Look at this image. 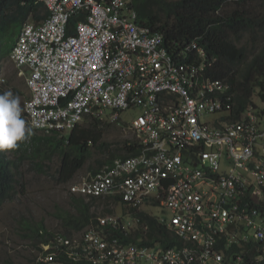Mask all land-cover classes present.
Segmentation results:
<instances>
[{
  "label": "built area",
  "instance_id": "obj_1",
  "mask_svg": "<svg viewBox=\"0 0 264 264\" xmlns=\"http://www.w3.org/2000/svg\"><path fill=\"white\" fill-rule=\"evenodd\" d=\"M39 1L47 16L22 25L8 56L25 78L30 127L62 135L87 118L116 123L123 111L138 110L123 123L141 152L69 186L86 198L118 196L129 213L98 217L79 236L55 233L36 260L67 264L58 259L64 248L71 264H260L264 102L229 119V86L207 74L215 59L196 39L171 50L137 22L133 0ZM144 204L160 206L162 215L145 212L175 244L123 239L148 229L131 216Z\"/></svg>",
  "mask_w": 264,
  "mask_h": 264
},
{
  "label": "trees",
  "instance_id": "obj_2",
  "mask_svg": "<svg viewBox=\"0 0 264 264\" xmlns=\"http://www.w3.org/2000/svg\"><path fill=\"white\" fill-rule=\"evenodd\" d=\"M132 7L136 11L137 22L150 28L153 33H160L165 45L171 50L174 46L180 48L196 39L205 50L208 60L215 59L211 66L206 67L207 74L213 79H222L229 86L232 100L229 119H238L249 106L264 102V0H133ZM47 14L45 5L39 0H0V66L8 59L15 43L11 36L14 29H17L18 34L26 22L37 23ZM75 20L77 16H72L67 24L68 33L73 32ZM189 54L193 55V52ZM4 91L5 87L1 84L0 92ZM11 91L19 97L23 96V108L28 95L18 93L15 88ZM22 115L24 117V113ZM107 124L105 121L87 118L72 131L62 135L33 131L31 136L18 142L17 148L0 151V206L17 195L23 180V160L35 163L36 171L32 168L28 170L49 175L57 183L67 184L76 177L94 151L105 158L96 159L89 166L91 174L117 157L140 154L141 148L136 139L125 141L118 148L120 153L107 152L108 143L104 140ZM54 157L57 158L56 167H47L46 163ZM109 197L123 209L126 208L118 196L86 198L70 193L73 211L60 215L63 221L61 234L71 236L72 233L84 230L90 223L97 222L92 207L102 198ZM261 208L264 214V206ZM131 212V216L139 218L148 229L136 228L127 236L114 231L125 241L148 246L160 243L163 248L176 243L171 232L159 223L157 217L142 210ZM21 220V227L26 231L24 236L30 238L32 246L39 250L41 244L49 243L54 235L42 223L35 226L27 223L24 217ZM246 250L252 254V248ZM66 257L63 248L59 251L58 259L71 264L65 260ZM28 260L26 264H44L36 258ZM4 263L19 264L7 259ZM261 264H264V260Z\"/></svg>",
  "mask_w": 264,
  "mask_h": 264
},
{
  "label": "rangeland",
  "instance_id": "obj_3",
  "mask_svg": "<svg viewBox=\"0 0 264 264\" xmlns=\"http://www.w3.org/2000/svg\"><path fill=\"white\" fill-rule=\"evenodd\" d=\"M16 35L17 29H14L11 35L12 40H16ZM0 78L4 79L3 85L5 91L15 88L18 93L28 94L25 78L19 75L18 70L9 59L4 61L0 66ZM260 104L261 102L257 105ZM138 113V110L123 111L120 121L116 123L107 122L109 124L106 125L104 135V140L108 143L107 152L114 151L115 153H120L118 148H121L125 141L136 138V134L124 127L123 122L130 123ZM101 157L105 158V156L98 155L94 151L85 166L67 184L57 183L49 175L36 174L34 172L36 171L34 169L35 163L23 160L24 163L21 164L23 171L22 185L18 187V193L13 199L0 206V264H5V259L19 264H26L29 262L28 258L35 259L40 253L37 247L32 246L30 238L24 236L26 231L21 227V223L23 222L21 217H24L27 223L35 226L37 223H42L53 234L62 233L63 221L60 215L62 216L64 213L73 211L70 203V184L89 176L91 174L89 166L93 165L96 159H103ZM46 165L54 169L57 165V158L54 157ZM28 168H32L34 171L28 170ZM103 198L102 201H97L92 207V211L97 218L107 215L121 216L129 213L118 202H113V198ZM106 209L112 212H108ZM140 209L142 211L146 210L151 214H164L160 206L152 207L144 204ZM81 233H72L70 237L79 236Z\"/></svg>",
  "mask_w": 264,
  "mask_h": 264
},
{
  "label": "clouds",
  "instance_id": "obj_4",
  "mask_svg": "<svg viewBox=\"0 0 264 264\" xmlns=\"http://www.w3.org/2000/svg\"><path fill=\"white\" fill-rule=\"evenodd\" d=\"M1 84L3 83L0 82ZM22 113H24V117ZM33 131L45 133L40 129H32L30 127L24 111V103L22 108L21 99L18 95L14 94L11 90L0 92V151L17 148L18 142L31 136ZM255 254L257 252L252 251L251 255L254 256Z\"/></svg>",
  "mask_w": 264,
  "mask_h": 264
},
{
  "label": "crops",
  "instance_id": "obj_5",
  "mask_svg": "<svg viewBox=\"0 0 264 264\" xmlns=\"http://www.w3.org/2000/svg\"><path fill=\"white\" fill-rule=\"evenodd\" d=\"M28 95V94H27ZM23 97V96H22ZM22 97L20 99H22ZM125 210V209H124Z\"/></svg>",
  "mask_w": 264,
  "mask_h": 264
}]
</instances>
